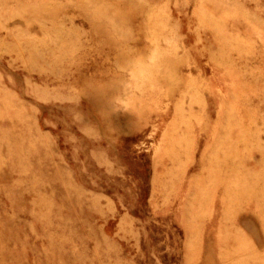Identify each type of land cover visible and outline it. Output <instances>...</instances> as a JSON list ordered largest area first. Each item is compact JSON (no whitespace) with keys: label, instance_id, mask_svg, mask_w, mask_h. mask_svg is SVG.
<instances>
[{"label":"rangeland","instance_id":"rangeland-1","mask_svg":"<svg viewBox=\"0 0 264 264\" xmlns=\"http://www.w3.org/2000/svg\"><path fill=\"white\" fill-rule=\"evenodd\" d=\"M0 107V264H264V0H0Z\"/></svg>","mask_w":264,"mask_h":264},{"label":"bare ground","instance_id":"bare-ground-1","mask_svg":"<svg viewBox=\"0 0 264 264\" xmlns=\"http://www.w3.org/2000/svg\"><path fill=\"white\" fill-rule=\"evenodd\" d=\"M8 105V104H7ZM4 106V105H3ZM1 108V107H0ZM7 108V107H6ZM4 111V110H3ZM5 112V111H4ZM17 125V124H16ZM22 135V134H21ZM22 136H24V135H22ZM10 138V137H9ZM12 140V139H11ZM10 142V141H9ZM13 142V141H12Z\"/></svg>","mask_w":264,"mask_h":264}]
</instances>
